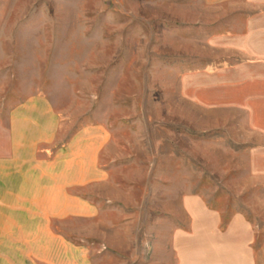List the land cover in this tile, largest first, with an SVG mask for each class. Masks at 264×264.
<instances>
[{"label": "rangeland", "instance_id": "1", "mask_svg": "<svg viewBox=\"0 0 264 264\" xmlns=\"http://www.w3.org/2000/svg\"><path fill=\"white\" fill-rule=\"evenodd\" d=\"M198 3L0 0V121L18 101L40 94L69 127L108 124L117 158L106 166L116 182L136 187L128 191L130 207L106 209L105 223L55 225L85 234L94 264L128 263L113 255L116 243L144 258L147 242L183 221L176 216L184 215L179 205L189 195L224 220L242 212L264 233V176L253 173V158L264 166V151L253 155L250 145L233 142L240 120L227 126L225 112H214L218 126L210 128L208 107L195 112L193 106Z\"/></svg>", "mask_w": 264, "mask_h": 264}, {"label": "crops", "instance_id": "2", "mask_svg": "<svg viewBox=\"0 0 264 264\" xmlns=\"http://www.w3.org/2000/svg\"><path fill=\"white\" fill-rule=\"evenodd\" d=\"M194 10L195 112L208 107L210 128L218 126L214 112H225L227 126L240 120L233 142L259 155L264 140L249 136L264 137V0H199ZM109 127L101 121L69 127L40 94L8 108L0 121V264H94L88 237L55 225L105 223L106 209L132 204L128 191L136 187L116 182L106 166L116 155ZM253 159V173L264 176ZM179 207L184 215L176 219L183 221L147 242L144 258L114 244L113 255L128 260L118 264H264V233L242 212L224 220L198 195L183 197Z\"/></svg>", "mask_w": 264, "mask_h": 264}]
</instances>
